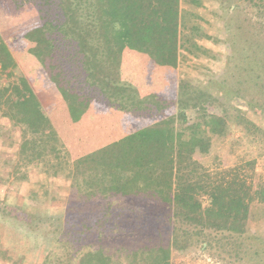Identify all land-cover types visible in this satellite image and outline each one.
<instances>
[{"label": "rangeland", "instance_id": "1", "mask_svg": "<svg viewBox=\"0 0 264 264\" xmlns=\"http://www.w3.org/2000/svg\"><path fill=\"white\" fill-rule=\"evenodd\" d=\"M207 14L202 38L207 52L200 53L205 59L198 60L193 70L190 66L180 70L178 83L160 84L169 93L163 109L155 111L156 119L162 112L178 119L182 141L202 139L200 149L188 147L183 152L179 165L180 177L192 176V168L196 177L209 176L201 181L205 188L196 194L195 212L190 214L202 222L173 218L175 206L146 199L126 203L129 212L123 215V227L113 221L116 212L101 220L108 208L101 200L86 202L70 194L59 210L54 208L60 202L57 188L62 189L55 179L73 177L72 164L62 154L61 163L50 167L46 162L52 165L54 155L40 159L35 151L26 150L22 146L26 129L0 112V189L9 187L7 198L0 199V264H81L86 254L99 250L107 264H145L159 231L166 228L180 235L178 245L171 248L170 264H264V0H212ZM0 37L14 60L13 76H3L0 84L25 78L48 116L49 108L42 103L49 105L59 93L31 53L46 38L37 13L28 6L17 9L13 0H0ZM175 73L167 70L165 80H175ZM180 86H187L182 89L181 109L176 97ZM93 109L104 111L98 105ZM225 115L231 121L227 120L229 130L223 135L225 127L214 121ZM239 116L253 126L245 122V128L234 127ZM37 137L28 133V146ZM216 182L224 197L242 198L239 206L246 209L238 216L239 233L224 227L234 225V219L221 218L210 227L205 218ZM86 216L97 227L105 222L106 236L100 245L90 246L96 242L91 236L73 237ZM163 233L168 242L166 230ZM91 263L97 264L96 259Z\"/></svg>", "mask_w": 264, "mask_h": 264}, {"label": "trees", "instance_id": "2", "mask_svg": "<svg viewBox=\"0 0 264 264\" xmlns=\"http://www.w3.org/2000/svg\"><path fill=\"white\" fill-rule=\"evenodd\" d=\"M13 1L17 9L28 6L37 13L46 38L31 53L61 93L72 118L77 115L80 118L82 110H87L91 102L120 110L128 108L127 111L134 116L139 113V106L145 101L129 94L135 90L117 80L121 55L127 47L151 51L159 64L175 63L176 48L173 46L178 38L176 28L179 0ZM65 61L72 64L68 66ZM107 64L111 66L107 67ZM13 69V56L0 37V81L5 75L13 76ZM96 91L101 94L100 97L94 95ZM182 93L181 89L178 100L180 109L183 108L180 102ZM151 99L158 110L163 109L164 101L161 103V100H155V96ZM0 112L4 117L22 125L26 129V135L31 133L39 136L38 140L33 138L31 146H28L29 139L25 135L22 146L26 150L28 147L35 151L40 159L54 155L55 162L52 165L46 162L50 167L61 163L64 154L69 159L67 164H72L73 177L85 175L91 181V184H87L95 190L114 189L122 195L151 198L170 207L175 206L173 218L177 219L180 215L191 223L202 222L190 214L195 212L192 201L196 194L205 188V183L201 181L209 176L204 174L203 178L196 177L193 168V175L190 177H180L179 174L183 152L188 147L195 151L200 149L198 144L202 143V139L193 138L188 142L177 139L174 126L176 118L171 117L155 126L122 137L111 145L97 147L85 159L72 161L69 151L59 144L56 130L25 78H18L14 83L0 84ZM180 115L183 116V112ZM224 118L223 121H214L225 127L223 135L229 130L227 123L231 121L229 116L225 115ZM245 122L253 126L250 121L239 116L234 127L245 128ZM49 144L51 146L47 150ZM216 183L210 190L214 191H207L210 207L204 211L205 218L210 227L212 224L216 227L221 218H227L228 221L234 219V225L224 227L239 233L238 216L243 215L246 209L239 206L242 198L238 195L224 197L220 183ZM208 184L211 185L210 182ZM262 195L264 196V189ZM187 210L188 213L185 212ZM109 215L105 212V218L101 220ZM93 220L86 216L81 230L73 233V237L78 235L79 240L85 235L96 239L95 243H91L92 247L100 245L106 236L105 222L103 226L97 227ZM164 230L168 242L164 241ZM164 230L159 231L160 238L155 245L152 244V239L149 241L152 248L148 253L150 259L145 264H170L171 248L178 245L180 235L169 228ZM69 234L72 235L71 232ZM94 259L97 264L108 263L106 256L99 250L86 254L81 264H90Z\"/></svg>", "mask_w": 264, "mask_h": 264}, {"label": "crops", "instance_id": "3", "mask_svg": "<svg viewBox=\"0 0 264 264\" xmlns=\"http://www.w3.org/2000/svg\"><path fill=\"white\" fill-rule=\"evenodd\" d=\"M211 2L212 0H179V18L176 28L178 38L176 44L173 46L176 48L174 64H159L154 60L152 52L148 50H134L127 47L123 51L117 80L135 90V93L129 92V94H133L134 97L137 96L140 100L145 101L143 105L139 106L141 109L137 115L134 116L130 114L127 111L128 108L125 109L126 112L125 110H120L116 107L111 108L105 105H101L102 108L105 107L104 111L97 112L93 109L96 104L91 102L88 104L87 110H82L83 115H81L80 118L78 115L72 118L69 107L58 89L59 94L57 93V98L55 97L52 103L49 102V105H47V102L42 103L45 108H49L47 109L48 116H46L50 119L58 137L62 138L64 142L63 146L68 149L73 161L85 159V157L97 147L108 144L111 145L114 141L122 137L124 138L137 131L155 126L171 117L175 118L174 116L165 115V113L162 112V115H160L161 118L156 119L155 111H159L160 109L158 110L156 108L151 98L155 96V100H161V103H163V101L166 102V94L169 93V90L160 87V84L165 82L178 83L180 81V70L184 71V69L189 68V66L193 70L196 68L195 64H197L198 60L205 59L204 54L200 53L207 52V46L204 45L202 38L205 37V35H203L205 32L203 27L207 25L205 19L208 17L207 12L211 10ZM204 14H206V17H204ZM65 62L68 66L72 64H68L67 61ZM106 66L109 67L111 65L107 64ZM113 68H115L114 65ZM167 70H174L176 72L175 74H177V77L175 80H165V73ZM184 87L187 88V86H180V88H177L184 89ZM179 89V93L176 92V97L180 94ZM121 94L124 93L122 92ZM183 94L184 93H182L181 96H183ZM100 95V93L97 94L98 97H100ZM126 95V100H128V93H126L125 96ZM170 98H175V95ZM103 118L105 120H102ZM177 123L178 119L176 118L174 126L178 139L179 133ZM138 124H141L142 127H138ZM110 128H113L115 131H111ZM103 133H105L104 137L101 136ZM177 156L178 152L176 153V157ZM55 180L58 182L60 181L59 183L62 184V189L57 188V196H60V202L55 203L54 208H58L59 210V208L63 206L62 203L65 202V199L67 201L70 194L86 202L102 201L101 203H104V205L108 207L106 212H116L120 215H118L120 218L116 217V221L113 220L119 223L118 225L120 226L118 227H123L125 224L123 222V215L129 212L125 206H127L126 203L130 202L132 199H146L159 203L157 200L144 196L122 195L117 193L114 189L100 191L98 188L95 190L89 186L91 181H89L90 179H87L85 175H78L77 177L74 176L69 179L66 177L58 179L56 177ZM7 188L0 189V199L3 200L7 198ZM62 211L61 209L60 212Z\"/></svg>", "mask_w": 264, "mask_h": 264}]
</instances>
